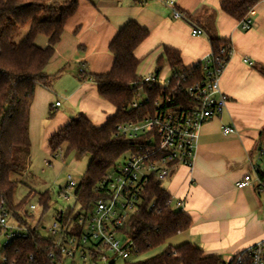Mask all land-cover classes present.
<instances>
[{
    "label": "crops",
    "instance_id": "1",
    "mask_svg": "<svg viewBox=\"0 0 264 264\" xmlns=\"http://www.w3.org/2000/svg\"><path fill=\"white\" fill-rule=\"evenodd\" d=\"M220 2L176 0L170 7L166 0H78L77 11L67 21L45 68L53 78L52 85L36 87L29 137L31 161L34 143L37 146L41 141V149L51 155L50 137L80 114L96 127L114 114L113 106L99 96L96 84L81 80L79 74L99 75L112 69L114 56L109 46L129 22L149 32L135 51L143 61L155 55L146 66L149 74L156 72L165 47L179 51L185 68L194 67L207 56L212 51L210 40L193 36L192 28L204 29L214 13L215 35L232 47L220 82L227 105L222 115L200 128L193 166H178L164 181V188L175 202H182L181 211L191 220L190 228L180 233L182 244L199 247L206 257L229 261L264 239V190L237 188V183L251 172V163L264 168L259 160L260 149L264 148V75L260 73L264 69V0H256L250 11L249 30L223 13ZM174 9L194 15L197 23L175 18ZM35 44L46 48L48 38L39 35ZM163 69L160 77L165 79L171 70L167 66ZM55 97L65 101L64 110L63 104L56 106ZM52 112L54 116L49 117ZM226 126L235 127L237 132L225 135L222 130ZM85 156L88 165L91 157ZM46 162L52 164L48 159Z\"/></svg>",
    "mask_w": 264,
    "mask_h": 264
},
{
    "label": "trees",
    "instance_id": "2",
    "mask_svg": "<svg viewBox=\"0 0 264 264\" xmlns=\"http://www.w3.org/2000/svg\"><path fill=\"white\" fill-rule=\"evenodd\" d=\"M255 4L256 0H221L220 9L242 22L248 18ZM77 8L78 0H63L60 3L53 0H0V205L4 203L14 223L28 227L30 231L28 238L14 239L0 251L2 259L5 258L2 264H72L57 250L56 259L52 260L49 255L55 250L54 239L42 235L39 224L31 227L28 222L34 218L27 210L31 198H38L43 217L51 208V192L31 190L28 196L16 201L19 182L11 176L14 172L25 171L30 162L29 117L35 90L38 85L47 88L52 85L53 78L45 73V68L55 54L67 21L75 15ZM54 13L58 15L56 20L43 19ZM184 16L188 22L197 23L194 15ZM210 18V24L202 29L210 40L212 50L218 52L221 46L229 47L230 43L218 39L214 33L215 14ZM28 24L30 30L26 37L18 44L14 43L20 29ZM39 35L48 38L46 48L35 44ZM148 37L147 30L129 22L109 46L114 56L112 69L99 75L79 74L81 80L96 84L99 96L113 106L114 114L99 127L80 114L49 139L52 157L61 153L60 158L65 161L72 152L91 157L82 180L74 190L76 204L65 209L63 223L76 222L82 210L91 209L98 198L95 189L100 187L106 174L124 155L137 150L139 140L117 137V128L157 116L161 109L155 106L156 101L166 97L173 88L175 91L177 81L173 78L168 88L141 83L143 76L139 74V67L143 60L135 56V51ZM156 64L158 75L167 66L173 72L182 73L185 69L188 71L186 74L192 73L196 79L203 77L199 67L185 68L179 51L173 48L165 47ZM260 73L264 75V69H260ZM141 89L148 101L133 108V102L141 96ZM53 116L50 113L49 117ZM170 198L163 182L152 177L143 193L139 210L120 229V233L136 244L140 255L161 247L190 228L191 220L184 212L166 206ZM59 217L60 213H57L55 219ZM76 231L77 227L73 233ZM69 235H72V230ZM125 264H224V260L219 256L206 257L199 247L183 243L176 248L169 247L149 261L132 259Z\"/></svg>",
    "mask_w": 264,
    "mask_h": 264
},
{
    "label": "built area",
    "instance_id": "3",
    "mask_svg": "<svg viewBox=\"0 0 264 264\" xmlns=\"http://www.w3.org/2000/svg\"><path fill=\"white\" fill-rule=\"evenodd\" d=\"M176 0H166V5L174 7ZM174 17H186L174 9ZM243 30L251 28L250 20L241 22ZM193 36H205L206 32L198 27L192 28ZM232 47L223 45L218 52L213 50L194 67L203 71V77L194 78L192 73L183 69L182 73L171 71L170 77L161 78L156 72L144 75L142 84L161 85L168 88L172 78L177 86L164 98L156 101L155 106L161 111L155 117H148L140 123H128L117 128L116 136L130 140H139L137 150L129 155L122 166L110 170L95 189L98 198L92 208L81 211L76 222L63 223L65 210L58 212L52 227L46 229L48 237H52L55 250L49 257L56 259V250L69 263L77 264H121L135 259L140 253L136 244L120 229L127 224L139 210L143 201V193L152 177L164 182L178 166L191 168L198 143L200 128L210 120L219 117L227 105V97L221 90L220 82L229 63ZM186 72V73H185ZM139 94H142V89ZM139 98L132 107L137 108L148 101ZM60 106V102L56 103ZM222 132L227 135L236 133L235 127L226 126ZM61 153L54 157L60 158ZM264 165V148L260 149V159ZM47 164L51 165L50 162ZM251 172L237 183V188L250 186L258 191L264 190V168L251 163ZM77 183L68 177L67 189L59 191V198L76 204L74 190ZM73 190L70 195L69 190ZM73 205V207H74ZM167 207L182 210V202H175L171 197ZM154 207V204H151ZM30 210H36L35 205ZM78 231L74 234L75 228ZM72 230V235H69ZM29 228L14 223L4 203L0 205V234H4L3 250L17 238H28ZM94 258H97L94 262ZM33 260V256L30 257ZM5 261V258L3 259ZM224 264H264V239L253 246L237 253Z\"/></svg>",
    "mask_w": 264,
    "mask_h": 264
},
{
    "label": "rangeland",
    "instance_id": "4",
    "mask_svg": "<svg viewBox=\"0 0 264 264\" xmlns=\"http://www.w3.org/2000/svg\"><path fill=\"white\" fill-rule=\"evenodd\" d=\"M63 2V0L58 1ZM58 15L56 13L50 14L48 16L43 17L46 20H56ZM30 30V24L21 28L18 34L14 38V43H20L28 34ZM155 55H152L151 58L144 60L140 67L139 73H146V66L148 61L154 60ZM168 69V68H166ZM164 70V69H163ZM147 74V73H146ZM168 76L170 77V71H167ZM139 102H142L145 99V94H141L138 97ZM54 102H60L63 104L61 110L65 108V101L61 97H55ZM56 108V107H55ZM54 108V109H55ZM53 113V112H52ZM74 117V116H72ZM41 141H39L36 146L34 143V148L32 152V159L28 162L25 171L23 172H14L12 173L11 178L19 182V185L15 192V200L20 201L26 196H28L29 192L32 190L42 193L47 190L51 192V202H50V210L49 212L41 217L42 209L38 204V198H31L32 201L28 205L27 210L30 215H33L34 218L28 220L29 225L34 227L39 224L38 228L41 231V234L44 236H49V233L46 229H50L55 221V215L58 212L64 211L67 207L74 205V200L72 197L69 200H65L63 198H59V191L61 189H67L68 177H71L76 183H79L87 169L88 157L83 155H79L75 152H72L68 155L67 159L64 161L61 158L51 157L50 154L45 153L41 147ZM46 159L52 162L51 165L47 164ZM127 159V155H124L119 162L117 163V168L122 166L124 161ZM166 182H163V186H165ZM73 190H69V194L71 195ZM35 205L36 210H30V206ZM45 227L46 229H43ZM5 241L4 234H0V251L3 247V243ZM182 236L181 234L176 235L171 240L167 241L161 247L149 251L143 255H140L138 258L141 261H149L161 254H163L169 247L176 248L182 244ZM3 259L0 256V264H2ZM102 264V263H101ZM118 264H121L119 261Z\"/></svg>",
    "mask_w": 264,
    "mask_h": 264
}]
</instances>
